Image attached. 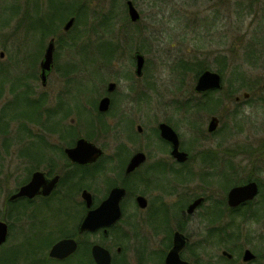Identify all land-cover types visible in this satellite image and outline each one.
Here are the masks:
<instances>
[{
	"label": "flooded vegetation",
	"instance_id": "flooded-vegetation-1",
	"mask_svg": "<svg viewBox=\"0 0 264 264\" xmlns=\"http://www.w3.org/2000/svg\"><path fill=\"white\" fill-rule=\"evenodd\" d=\"M53 13L49 17L47 14L42 26L38 27L41 35L48 33L49 37L46 45L44 39L40 41V59L35 63L39 64L36 79L42 88L47 87L55 72V58H58L61 50H65L66 44L71 43L70 39L61 38V35H68L71 29L64 31L65 22L60 35L52 23ZM49 44L53 46L52 65L45 72L43 81L41 63ZM0 54L4 56V53ZM3 56L0 55V58ZM133 60L134 77L140 80L147 65L145 58L141 76L135 74V54ZM72 70L71 65L64 70L67 77ZM24 81L23 77L12 80L8 90L11 100L4 104H14L19 97L21 102L35 106L38 129L36 135L30 138H27V131L21 137L24 142H31L24 149L18 152L8 150L5 154V159L10 161L7 162L8 176L4 182L8 185L16 180L15 186H18L9 191L2 221L7 224L8 235L13 222L27 223L35 220L40 225L35 231L40 234L41 243H46L48 247L40 249L39 257L36 258L38 264H97L92 252L96 246L106 250L110 255V264H115L110 251L91 242L90 237L100 236L104 241L112 230L123 223L133 228V221L138 220L155 222L158 226L168 223V228L164 226L167 230L163 232V239L158 242L160 246L155 247L157 251L152 250L148 264H264V237L259 235L260 232L248 235L249 231L243 229L248 222L260 224L264 220V181L259 176L262 173L260 165L264 164V144L255 148L233 147L216 152L204 150L196 141V133L203 131L200 127L202 114L210 115L204 136L211 137L217 131L219 118L213 112L218 105L203 100L206 95H213L222 89L197 94L193 88L202 101L171 104L170 108L175 110V115L164 114L162 120L148 118L155 124L148 130L141 126L137 108L149 105L138 103L131 97L130 93L139 95L134 87L130 86V93L120 96L117 83L108 82L98 102L93 104L85 103L86 98H90L86 96L85 101L79 103L82 96L81 100L76 99L70 88L66 93L69 102L61 97L58 99L60 102L53 104L42 94L33 104L34 99L27 101L25 95L28 93L23 92ZM111 84L114 88L109 91ZM140 96L143 95L140 93ZM242 98L248 99L244 96ZM103 99H108L107 109L100 111L99 104ZM239 101L240 98L235 97L234 102L239 104ZM76 116L88 127L98 124L102 132L97 137L106 136L112 127H116L114 130L119 129L118 136H114L117 141L113 149L106 142L107 136L101 143L100 140L77 134L80 122ZM212 118H217L218 123L216 130L210 133L208 127ZM4 120V125H1L0 120V134L4 133L9 140L10 134L6 133H9L10 126L7 119ZM161 125H166L175 134L171 140H177L176 150L172 141L162 135ZM184 125L192 135L196 134L192 136L195 143L191 140L189 144V140L183 139L179 128ZM33 138L35 142L31 141ZM80 140L98 148L100 155L86 163L74 160L70 152L76 149ZM82 149L77 152L79 156H96L95 152L88 153L85 148ZM34 175H37L38 193L32 198L12 199L22 187L31 183ZM99 183L102 191L95 187ZM252 183L257 188L253 199L237 206L229 205L227 197L232 189ZM115 189L124 191L118 204L120 217L115 224L95 231L80 232V225L86 216L106 201ZM216 191L221 192L220 198H216ZM212 194L215 198H212ZM169 198L173 200L169 202ZM203 223L207 225L205 232L202 231ZM63 240L73 241L74 251L61 259L50 257L52 247ZM120 251L121 248H117L116 252Z\"/></svg>",
	"mask_w": 264,
	"mask_h": 264
},
{
	"label": "rangeland",
	"instance_id": "rangeland-1",
	"mask_svg": "<svg viewBox=\"0 0 264 264\" xmlns=\"http://www.w3.org/2000/svg\"><path fill=\"white\" fill-rule=\"evenodd\" d=\"M51 1L54 7H61L57 3L61 2L63 10L72 8L75 3V0H0V53H4L0 58V118H3L0 123L4 125L3 121L5 123L4 119H7L10 126L9 133H6L10 134V141L4 133L0 134V221L4 220V205L9 191L18 186H15L16 180L8 185L4 182L8 176L7 162L10 161L5 159V154L8 150L18 152L24 149L26 144L31 143L23 141L24 133L27 131V138H30L36 135L38 129L37 121L25 122L19 118L37 117L30 114L31 111L36 112L35 106L21 102L19 97L14 104H4L11 100L8 94L10 83L20 77L25 78L23 92L28 93L25 95L27 101L34 99L33 104L42 94L53 104L60 102L58 99L61 97L69 102L66 95L69 88L76 99L81 100L82 96L79 103L84 102L86 96L90 98L85 97V103L93 104L98 102L108 82L117 83L120 96L130 93V86L134 87L139 95L130 93L131 97L138 103L149 105L137 108L141 126L149 130L155 124L148 118L162 120L164 114L175 115L171 104L202 101L193 91L196 70L209 66V70L216 72L221 68L224 72L223 89L212 95L219 101L215 102L218 106L213 112L219 118L217 131L211 137L204 136L210 115L202 114L200 127L203 131L196 133V141L204 150L216 152L233 147L255 148L264 144V64L250 60L251 53H248L264 52V0H131L140 14L137 23L128 19L126 0H76L86 10L77 11L80 21L68 35L62 36L61 33L72 10H66L56 24L61 38L70 39L71 43L66 44L65 50H61L55 58V72L47 87L42 88L36 79L40 59L38 45L42 39L46 45L49 37L48 33L41 35L38 27L42 26L44 17L53 11L50 9L53 7ZM100 44L113 46L115 51H105L100 55L97 49ZM83 47L88 52L85 55L80 54ZM137 51L144 56L147 64L140 80L134 77L133 55ZM69 65L73 66V70L67 77L64 70ZM244 93L249 95L246 100L242 98ZM235 97L240 98L239 104L234 102ZM76 119L80 122V133L77 134L92 137L101 143L107 139V144L113 149L117 141L114 136L119 129L112 127L107 137H97L102 132L98 124L88 127L77 116ZM179 132L183 139L189 140V144L192 141L195 143L192 136L196 134L192 135L187 126H181ZM31 141L35 142L34 138ZM260 167L262 173L259 176L264 181V164ZM101 186L99 183L95 187L102 191ZM216 192V198H220L221 192ZM212 198H215L213 194ZM167 200L170 202L173 198ZM133 224L132 228L123 223L112 230L104 241L100 236L90 237V240L108 249L115 264H148L152 250L157 251L155 247L160 246L158 242L163 239L168 223L158 226L155 222L138 220ZM39 226L35 220L13 222L7 241L0 247V264H7L6 257H11L8 264H38L36 258L40 249L48 247L46 243H41L40 234L35 231ZM206 229L207 225L203 223L202 231ZM243 229L249 231L248 235L260 232L259 235L264 237V220L260 224L248 222ZM117 248H121L120 253L116 252Z\"/></svg>",
	"mask_w": 264,
	"mask_h": 264
},
{
	"label": "water",
	"instance_id": "water-1",
	"mask_svg": "<svg viewBox=\"0 0 264 264\" xmlns=\"http://www.w3.org/2000/svg\"><path fill=\"white\" fill-rule=\"evenodd\" d=\"M126 10L128 14V18L130 22L136 23L140 20V14L135 8L133 2L131 0L126 1ZM75 23V18L72 17L70 18L64 25V31H69ZM52 52H53V46L52 44H49L44 59L41 63V78L44 81L45 79V72L50 70V67L52 65ZM1 57L3 56L0 54ZM135 60H136V70L135 74L136 76H141L142 75V70L144 66V57L141 53L136 52L135 53ZM114 88V85H109L108 89ZM222 89V79L221 76L217 72L209 71L206 70L200 74L198 77L195 86H194V91L197 94H203L208 91H213V90H221ZM263 89H264V84H263ZM244 98H248V94L244 93L243 94ZM107 104H108V99H103L100 104H99V110L100 111H105L107 109ZM217 123L218 120L217 118H212L208 131L210 133L214 132L217 128ZM162 130V135L169 141H172L174 144V150H176V145H177V140L174 141V139L171 140V138H175V134L169 127L166 125H161L160 126ZM82 148H85L86 152L89 153V151H93L96 153V156H91L88 157L86 156H79L77 153L78 151L83 150ZM88 150V151H87ZM70 153L73 155V159L78 161V162H83L86 163L87 161H90V159H94L100 155V150L93 146L92 144L80 140L77 143L76 149L72 150ZM76 153V155H75ZM37 175H34L31 183L28 185L22 187L19 191V193L15 196L12 197V199L18 198V197H27V198H32L38 193V188H37ZM257 193V188L254 183L248 184L243 187H236L232 189L229 194H228V203L231 206H237L247 200H251L255 197ZM124 191L123 190H118L115 189L111 192L109 198L104 201L95 211L90 212L84 221L80 225V232L83 231H95L99 228L103 227H110L115 224L117 219L120 217V210H119V201L123 197ZM88 197V201H89ZM8 236V227L7 224L4 223L3 221H0V246L3 245L6 242ZM75 249V244L73 241L70 240H63L58 243H56L51 251L49 256L52 258H64L67 257L70 253H72ZM93 256L97 264H110V255L109 253L100 248V247H94L93 248Z\"/></svg>",
	"mask_w": 264,
	"mask_h": 264
},
{
	"label": "trees",
	"instance_id": "trees-1",
	"mask_svg": "<svg viewBox=\"0 0 264 264\" xmlns=\"http://www.w3.org/2000/svg\"><path fill=\"white\" fill-rule=\"evenodd\" d=\"M57 3H59V5L61 6V7H54V3H53V1H51V3H50V5H53V7H51L50 9H52L53 10V14H54V19H52V23H54V27H56L57 28V26L58 25H56V24H58V22L60 21V17H62V15H64L65 14V11L66 10H72V12H69V16L70 17H74L75 18V24H74V26L72 27V29H71V31L72 30H75V28H76V25H77V23H79V21H80V15L78 14V12L77 11H79V10H81V9H83V12L86 10L84 7H83V5L82 4H80L79 2H77L76 0H75V3H74V5H72V8H69V7H67L65 10H63L62 9V5H61V2H57ZM55 4H56V2H55ZM74 7H75V10L73 11V9H74ZM57 10V11H56ZM82 11V10H81ZM52 13V12H51ZM51 13H49L48 14V17H49V15L51 14ZM82 13V12H81ZM67 15V14H66ZM47 17V18H48ZM47 18H46V20H45V22L47 21ZM49 21H51V20H49ZM77 22V23H76ZM78 39V38H77ZM105 45V44H104ZM102 45V44H100V45H98V47H97V49H98V54H103V53H105V51H107V53H113L114 51H115V48L113 47V46H108V45ZM257 49V48H256ZM255 52V53H254ZM252 51V52H248V53H251L250 54V56H249V59L250 60H255V63H258V61L259 62H261L262 64H264V58H262V55L264 56V52H259L258 50L257 51ZM88 52H87V50L86 49H84V47L82 48V51H81V53L80 54H83V55H85V54H87ZM248 59V60H249ZM249 60V61H250ZM222 62V61H221ZM189 69V68H188ZM210 69V67L209 66H203V67H200L198 70H196V72H195V79H197L198 78V76L203 72V71H205V70H209ZM216 72L222 77L223 76V70L221 69V68H219V69H216ZM206 99V100H205ZM205 102H209V103H214V104H217V103H215V102H219L218 101V99L217 100H215V99H213V97H212V95H206L205 96ZM203 100V101H204ZM30 114H32L33 116L36 114V112L35 111H31V113ZM12 118H14V117H12ZM19 118L21 119V120H24L25 122L27 121V122H30V121H35L36 122V117L33 119V118H30L29 116H19ZM1 119H3L2 117L0 118V120ZM8 258H10L11 259V257H8ZM8 258L6 257L4 260H5V262L8 264V263H10L11 261H9L8 260ZM28 263V262H27Z\"/></svg>",
	"mask_w": 264,
	"mask_h": 264
}]
</instances>
